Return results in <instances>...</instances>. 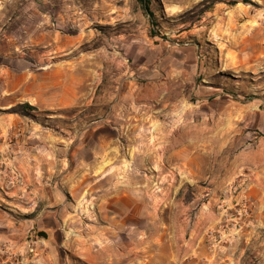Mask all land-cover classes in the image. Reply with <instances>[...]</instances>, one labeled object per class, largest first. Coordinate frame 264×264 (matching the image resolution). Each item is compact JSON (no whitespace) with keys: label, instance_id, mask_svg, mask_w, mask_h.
Here are the masks:
<instances>
[{"label":"crops","instance_id":"obj_1","mask_svg":"<svg viewBox=\"0 0 264 264\" xmlns=\"http://www.w3.org/2000/svg\"><path fill=\"white\" fill-rule=\"evenodd\" d=\"M0 59V96L17 86L37 112L84 118L67 126L80 127L67 150L49 129L16 152L6 129L28 122L0 116V264H264V73L244 101L234 80L218 83L222 57L179 59L163 78L103 61L93 92L91 67L41 57L17 83ZM192 71L201 86L188 89Z\"/></svg>","mask_w":264,"mask_h":264},{"label":"rangeland","instance_id":"obj_2","mask_svg":"<svg viewBox=\"0 0 264 264\" xmlns=\"http://www.w3.org/2000/svg\"><path fill=\"white\" fill-rule=\"evenodd\" d=\"M147 1L154 19L138 0H0V57L11 58L5 66L12 69V81L17 83L24 66L28 78H35L41 57L77 70L91 67L92 92L101 78L97 67L103 61L107 69L117 67L121 59L132 67L145 63L163 78L179 59H186V67L191 58L222 57L218 83L234 80L236 93L244 101L253 97V79L264 73V0ZM228 61L235 62L234 70L227 68ZM82 75L83 71L77 77ZM186 77L188 89L201 86L198 73L188 72ZM259 81L264 87V78ZM10 89V94L0 96L1 104L6 99L11 105L0 110V116L28 122L6 129L10 149L17 152L15 142L22 137L33 135L36 140L50 129L60 139V150H67L73 130L80 129L67 126L84 119L79 109L53 113L55 117L37 111L19 115L12 111L23 104L19 88ZM195 101L190 96L189 102ZM14 175L9 181H17ZM126 221L125 234L134 228ZM157 225L141 223L139 231L151 235ZM128 245L125 237V249Z\"/></svg>","mask_w":264,"mask_h":264},{"label":"trees","instance_id":"obj_3","mask_svg":"<svg viewBox=\"0 0 264 264\" xmlns=\"http://www.w3.org/2000/svg\"><path fill=\"white\" fill-rule=\"evenodd\" d=\"M138 2L143 6L144 11L149 16V18L154 19L153 14L150 12V10L148 8L149 2L147 0H138ZM211 2H213V0H211ZM12 111L16 114L24 115V114H28V111H36V108H34L28 104H21V105H17L16 107H14L12 109Z\"/></svg>","mask_w":264,"mask_h":264},{"label":"built area","instance_id":"obj_4","mask_svg":"<svg viewBox=\"0 0 264 264\" xmlns=\"http://www.w3.org/2000/svg\"><path fill=\"white\" fill-rule=\"evenodd\" d=\"M27 248H28L27 249L28 253L30 255H32V257H36L37 256V250L32 244L28 245ZM0 253L5 254V250H4L3 246H0ZM11 258H14V256L11 255Z\"/></svg>","mask_w":264,"mask_h":264},{"label":"bare ground","instance_id":"obj_5","mask_svg":"<svg viewBox=\"0 0 264 264\" xmlns=\"http://www.w3.org/2000/svg\"><path fill=\"white\" fill-rule=\"evenodd\" d=\"M125 184H126V183H125ZM125 184H124V185H125ZM129 186H130V184H129ZM133 186H134V185H133ZM130 196H131V195H130ZM134 223H135V222H134ZM106 236H107V235H106Z\"/></svg>","mask_w":264,"mask_h":264}]
</instances>
